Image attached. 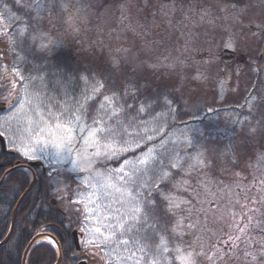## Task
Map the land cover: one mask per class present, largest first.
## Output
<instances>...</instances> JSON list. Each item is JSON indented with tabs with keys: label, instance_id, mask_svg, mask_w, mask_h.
<instances>
[{
	"label": "snow or ice",
	"instance_id": "snow-or-ice-1",
	"mask_svg": "<svg viewBox=\"0 0 264 264\" xmlns=\"http://www.w3.org/2000/svg\"><path fill=\"white\" fill-rule=\"evenodd\" d=\"M69 3L70 0H0V79L5 81L0 88L7 90L0 94V100L8 110L0 127L10 128L13 121L18 125L22 119L26 121L25 127L18 128L19 135L13 133L12 150L33 161L54 149L58 161L71 164V170L64 175L67 187L61 188L59 180L54 187L63 202V193L71 189V184L76 185L68 197L69 211L91 218L95 214L91 206L108 201L110 214L105 220L109 222L101 227L97 218L95 226L84 225L80 229L84 245L103 251L105 264H264V235L256 239L250 234L254 216L248 213L257 209L249 208L243 213L247 221L243 225L235 219L240 214L231 213L235 233L229 237L232 251L218 247L205 234L209 231L207 210L198 207L201 193L193 180L196 178L199 188L210 192V182L197 174L206 176V170L226 153H218L215 145L185 133L184 128L203 119L199 111L184 109V115H180L178 102L169 92L144 95L132 81L126 80L117 87L111 77L100 74L72 80L54 72L53 94L44 93L48 86L45 76L40 75L44 65L35 58L46 57L54 45L43 21L63 13L67 14L64 22L71 26ZM228 7L225 4L222 10ZM240 14L233 18L238 20ZM256 27L264 33V23ZM235 46L231 38L225 43L229 49L234 50ZM122 51L134 72L139 65L147 64L139 53ZM9 52H15L18 58L26 54L23 59L31 66L29 74L15 60L9 66ZM119 67L120 59H115L113 68ZM232 73V66L224 63V79ZM194 78L199 80L200 76ZM241 107L247 109L248 115L234 119L233 125L247 137L264 133V92H250ZM214 111L209 106L207 114ZM173 119L184 125L177 129L179 135L170 126ZM7 131H0V137ZM227 147L234 153L233 162H238L236 149L231 144ZM129 153L134 155L130 158ZM257 163L264 167V152L258 153ZM260 184L264 191V179ZM237 203L241 208L247 207L239 200ZM259 203L264 204V197ZM260 231L264 233V227ZM44 242L51 247H41ZM91 255L95 257L96 252ZM66 256L62 246L42 226L28 242L22 260L23 264H64Z\"/></svg>",
	"mask_w": 264,
	"mask_h": 264
},
{
	"label": "rangeland",
	"instance_id": "rangeland-1",
	"mask_svg": "<svg viewBox=\"0 0 264 264\" xmlns=\"http://www.w3.org/2000/svg\"><path fill=\"white\" fill-rule=\"evenodd\" d=\"M225 4L229 7L222 10ZM259 4L260 0H191L169 3L164 0H120L116 3L110 0H70L71 26L64 22L67 14L63 13L54 14L43 21L54 45L47 55L54 57L67 52L73 58L100 59L111 64L115 59H120L121 64L126 63L122 50L131 49L147 61V64L139 65L135 72L126 63L133 83L138 84L142 91L162 87L176 95L178 111L181 108L182 115L184 109L199 111L203 119L196 120L187 128L175 119L170 121V126L176 135H179L177 129L184 128L185 133L193 139L215 145L218 153H226L220 155L206 170V176L204 173L197 174L198 178L210 182V192L199 188L196 178L193 184L201 193L197 197L198 201H202L198 207L207 210L209 231L205 234L211 236L218 247L227 251H232L229 237L235 234L232 227L233 212L240 214L235 219L243 225L247 222L243 213L249 208L257 209L254 213H248L254 216L250 234L256 239L264 235L260 231L264 227V204L259 203L264 197L260 184L261 179H264V167L257 163L258 153L264 152V133L247 137L233 125L234 119H243L248 115L247 109L241 106L245 105L252 88L249 87L250 79L246 72H236L233 82L225 84L221 65V53L225 49L244 56L256 54L261 38L256 25L264 23V9L258 7ZM204 12H207L206 16H203ZM235 14H240L238 20L233 18ZM230 38L235 41L234 50L225 47ZM25 55L22 53L19 58L14 57L13 61L21 66ZM13 56H17L15 52ZM148 64L155 67H149ZM197 75L200 76L199 80L194 78ZM43 91L46 95L53 94L45 89ZM238 97H244L239 108L226 106L228 100ZM11 101L14 102L15 97ZM3 105L7 106L0 100V108ZM209 106L216 111L207 114ZM7 114H0V125H3ZM29 115L39 119L34 113ZM25 126L26 121L22 119L19 125L13 121L10 128L6 125L0 127V131L8 129L4 139L11 151L13 133L19 135L18 128ZM230 144L238 154L236 163L233 162V151L227 147ZM128 155L131 158L134 154ZM30 162L44 163L49 175L55 179L54 185L59 180L61 187L64 175L71 170L69 162L58 161L54 149L51 154L45 152L39 159ZM237 200L247 207L241 208ZM107 203L101 201L91 206L95 214L91 218L84 216L80 229L84 225L95 226L97 218L101 227L108 223L105 220V216L110 214ZM83 240V249L102 255L105 264L103 251L85 246ZM113 264L118 262L113 261ZM229 264L238 262L229 261Z\"/></svg>",
	"mask_w": 264,
	"mask_h": 264
},
{
	"label": "trees",
	"instance_id": "trees-1",
	"mask_svg": "<svg viewBox=\"0 0 264 264\" xmlns=\"http://www.w3.org/2000/svg\"><path fill=\"white\" fill-rule=\"evenodd\" d=\"M110 1L116 3L120 0ZM14 57L17 56H13V52H9L7 56V63L9 66H11ZM35 59L38 63L44 65L45 70L41 71L40 75H44L48 81V86L45 88L46 91L52 92L51 74L54 72L63 77L71 78L72 80H75L76 77L81 75L100 74L105 77H111V80L117 87H122L126 80L133 82L128 74V67L124 62L120 64L119 69H114L113 64L107 61L90 58H73L67 52H62L54 57L46 55L43 59L38 57ZM30 67L31 66L25 62L20 66L25 74H29ZM31 74L36 75V73ZM252 81H254V86H251L252 93L257 94L258 90L255 85L256 80L252 79ZM2 83H5V81L0 79V84ZM6 92V89L0 88V94H5ZM158 92L168 91L162 87L146 91L141 90V93L144 95H152ZM170 94L175 99H178L176 95ZM242 99H244V97L228 100L226 106L231 109L239 108L242 104ZM178 112L182 115L181 108ZM186 118L188 117L185 116V119ZM177 123L179 124L180 121L177 120ZM18 158L22 163H26L20 156H18ZM33 171L37 177V184L19 207L14 235L11 241L0 249V264H23L22 257L24 256L25 248H27L28 242L35 236L36 231L41 229L42 226H46L47 233L50 234L57 243L62 246L64 252H66L67 256L64 260V264H78L80 260L84 259L88 264H103L104 259L102 255L96 254V256L93 257L90 251H85L84 249L80 253L76 252L73 233L75 231H80L84 215L75 211H69L70 205L68 203V197L72 196V191L75 190V184H71V189L63 193L65 199L61 202L54 191L55 185L53 180L55 179L53 176L49 175V170H47L46 173H43V171L38 172L36 169H33ZM30 184V175L25 171H17L9 176L7 183L4 184L5 186L0 189V193L2 194H13V199L4 200L0 198V217L4 215V217L8 219L4 236L11 226L13 212ZM65 187H67V185L64 182L61 188ZM52 200L57 202L56 207L52 206ZM71 207L75 208L82 206L72 205ZM41 247L50 248L51 245L43 243Z\"/></svg>",
	"mask_w": 264,
	"mask_h": 264
},
{
	"label": "flooded vegetation",
	"instance_id": "flooded-vegetation-1",
	"mask_svg": "<svg viewBox=\"0 0 264 264\" xmlns=\"http://www.w3.org/2000/svg\"><path fill=\"white\" fill-rule=\"evenodd\" d=\"M258 7L264 9V0H260V4L258 5ZM263 22H264V19H263ZM236 55H237L236 65H235L236 72H238V67H239L237 61L241 57H245V59L248 63V66L242 71V73L246 72L249 74L248 75V79H250L249 87L254 86V81H252V79H255L256 80L255 85L257 86V90H258L257 94L264 92V33H261L259 46H258V49H257V52L255 55L244 56V55H238L237 53H236ZM254 70H256V71H254ZM251 82H252V84H251ZM4 108H6V110L3 114L8 112L6 105H3V107L1 109H4ZM3 142H4V145L2 143V140H0V189L3 186H5L4 184L7 183L10 175H12L13 173H15L17 171H25V169L23 167H25L26 165L29 164V161L28 162L26 161V163H22L18 158L19 155L16 154V152H13L10 149H8L5 140ZM33 169H36V171H38V172L43 171V173H44L45 166L43 167L40 164H38L36 167L32 168V170ZM5 173H7V175H5ZM0 198H3L4 200L5 199H13V194L12 193H8V194L0 193ZM16 208H15V210H16ZM15 210H14V212H15ZM14 212H13V216H14ZM13 216H12V221H13ZM17 219H18V212L16 215V221H17ZM12 221H11V226L9 228V231L4 236L5 229H7L8 219L6 217H4V215H2V217H0V240L5 241V239L8 237V235L11 231ZM15 225H16V223H15ZM14 231H15V226H14V230H13L11 239L14 235ZM73 238H74V235H73ZM78 238H79V241L81 243L83 240V235L80 233V236ZM11 239H10V241H11ZM74 242H75V238H74ZM83 262L88 264V262L85 259L80 260L78 262V264H81Z\"/></svg>",
	"mask_w": 264,
	"mask_h": 264
},
{
	"label": "water",
	"instance_id": "water-1",
	"mask_svg": "<svg viewBox=\"0 0 264 264\" xmlns=\"http://www.w3.org/2000/svg\"><path fill=\"white\" fill-rule=\"evenodd\" d=\"M166 2H171V1H175V0H165ZM177 1H190V0H177ZM236 59H237V55L230 51V50H224L221 54V64H222V67L224 65V63H228L229 65L232 66L233 68V73L229 76V78L227 80L224 79V75H223V81L225 84L229 85L232 83L233 79H234V76H235V65H236ZM238 65H239V71H243L247 66H248V63L246 61V59L244 57H241L238 61H237ZM1 112L3 110H0ZM0 140H2V143L4 145V139L2 137H0ZM4 147V146H3ZM37 164L36 163H30L29 165H26L25 167H23L24 169L26 170H31L33 167H36ZM36 177L33 175V181H32V184L30 185V187L28 188V190L25 192V194L22 196V198L20 199L19 203H18V206H17V209L14 213V216H13V221H12V227H11V231L8 235V237L5 239L4 243H1L0 244V248L4 247L11 239V236H12V233H13V230H14V226H15V221H16V215H17V211H18V208L19 206L21 205V203L25 200V198L32 192V190L34 189L35 185H36ZM51 204L53 206H57V202L56 201H51ZM79 233L76 231L74 232V238H75V247H76V251L78 253L81 252L82 248H81V245H80V241H79ZM54 239V238H53ZM81 264H86L85 262L81 263Z\"/></svg>",
	"mask_w": 264,
	"mask_h": 264
},
{
	"label": "bare ground",
	"instance_id": "bare-ground-1",
	"mask_svg": "<svg viewBox=\"0 0 264 264\" xmlns=\"http://www.w3.org/2000/svg\"><path fill=\"white\" fill-rule=\"evenodd\" d=\"M44 243H47V242H44ZM48 244V243H47Z\"/></svg>",
	"mask_w": 264,
	"mask_h": 264
}]
</instances>
